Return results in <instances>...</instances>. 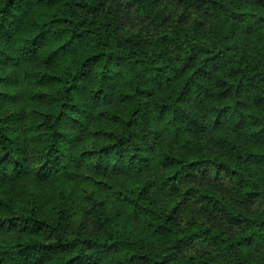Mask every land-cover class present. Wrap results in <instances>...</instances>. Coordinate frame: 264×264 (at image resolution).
<instances>
[{
  "label": "trees",
  "instance_id": "obj_1",
  "mask_svg": "<svg viewBox=\"0 0 264 264\" xmlns=\"http://www.w3.org/2000/svg\"><path fill=\"white\" fill-rule=\"evenodd\" d=\"M0 264H264V0H0Z\"/></svg>",
  "mask_w": 264,
  "mask_h": 264
},
{
  "label": "rangeland",
  "instance_id": "obj_2",
  "mask_svg": "<svg viewBox=\"0 0 264 264\" xmlns=\"http://www.w3.org/2000/svg\"><path fill=\"white\" fill-rule=\"evenodd\" d=\"M162 1V0H160ZM124 16L127 19L131 18V15L128 12H124ZM127 16V17H126ZM130 21V20H129ZM24 86H21L19 88V91H23ZM31 105V107L33 106L32 103L28 102L25 97L23 95H20L18 97V99L14 102V106L15 110V116L17 117V120L14 123V127L17 129V134L19 136V138L21 139V141L23 142L22 144H27L29 147H31L33 145V143H29L28 141V136L29 133L27 130H25V125L28 122H31V117L28 115V113L24 112L25 110H27L29 108V106ZM94 118H90V120H93ZM95 123L92 121V123L90 124V126H94ZM66 130L70 131L71 127L70 125L66 126ZM206 136V135H205ZM25 142V143H24ZM86 142V137L84 134H82L80 139H76V143L72 144L69 143V147L70 148H80L82 145H84V143ZM159 146H163V147H170V148H174V149H178L179 150V146L175 145L172 143V141L170 140L169 137L167 136H163ZM82 169V167L80 168ZM152 173V178H153V184H152V189L156 188L157 189V182H156V172L155 169L151 170ZM28 183V186H32V188H35V192L37 194V203H39L40 208L42 211L44 212H49L50 210V202L52 200L53 197V190H54V186L56 185L57 181L55 178H50L46 181L40 182L35 180L32 177H28L26 178ZM74 179V177H73ZM73 179H71V183L75 182L73 181ZM78 180H80L79 178H77ZM103 179L107 180L110 184H115L117 187H126L128 185H132V184H139L140 179L136 178V177H132L129 176L127 174L124 173H117V172H108L105 177H103ZM202 180V179H201ZM200 181V183L204 184V186L211 188V189H215V188H219L220 184L219 183H213L211 180L209 179H205V181ZM81 182V180L79 181ZM70 189H71V203L69 204L68 202H65L64 209L65 212L67 214V221L70 225H73L79 218V213L81 212V205L82 203L84 204V197H83V192L82 189H90L91 185L89 182L86 181H82L81 183V189H78L79 187H73L71 185ZM163 192H159V199H160V204L162 206H166L168 204L171 203H177L180 202L181 200H179V196L177 195H170L168 193H166L164 190H162ZM96 194L99 198H105V208L106 210L111 213L112 215H114L115 217H117L118 219L121 218H126V215L124 212L120 211L119 206L115 203L114 200H112V198L109 195V189H102V188H97L96 189ZM23 197L25 199L28 198V195L26 192L23 193ZM184 204V208H185V212L187 213H191L192 216H196L198 215L197 211H195L192 202L191 201H182ZM54 209V208H53ZM87 227V225H86ZM72 228V227H70Z\"/></svg>",
  "mask_w": 264,
  "mask_h": 264
}]
</instances>
